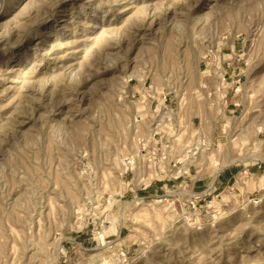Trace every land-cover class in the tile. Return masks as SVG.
Instances as JSON below:
<instances>
[{
  "label": "rangeland",
  "instance_id": "1",
  "mask_svg": "<svg viewBox=\"0 0 264 264\" xmlns=\"http://www.w3.org/2000/svg\"><path fill=\"white\" fill-rule=\"evenodd\" d=\"M101 243L102 264H264V0H0V264Z\"/></svg>",
  "mask_w": 264,
  "mask_h": 264
},
{
  "label": "built area",
  "instance_id": "2",
  "mask_svg": "<svg viewBox=\"0 0 264 264\" xmlns=\"http://www.w3.org/2000/svg\"><path fill=\"white\" fill-rule=\"evenodd\" d=\"M159 101H161V104L159 105V109L161 110H158L155 118H154V121H153V124L151 125V129L149 130V134H148V137H150V139L148 138V140H152L154 142V139L155 137H157L159 135V131H160V128H162L161 124L166 121H171V117L169 116V106L166 105V98L165 97H162ZM156 103L158 102V100L155 101ZM156 110V109H155ZM149 144H151V142H148L146 140V143H143V140L141 141V144H140V153H141V157H142V160L146 163V165L148 164V167L149 166H153V167H158V163H159V160L157 162V157H156V154H155V150L154 148H151V146H149ZM192 147H189V149H187V151H185V153L187 154L190 150H191ZM126 164L129 166L130 169L133 168V166H135V163L133 160L131 161H127ZM176 164H180V163H176L174 162V164L172 165V167L174 169H176ZM175 175H174V178L175 179ZM111 247L109 249L113 250L114 249V245H110ZM120 250V254L122 255V259H124V253L122 252V250L120 248H118Z\"/></svg>",
  "mask_w": 264,
  "mask_h": 264
},
{
  "label": "bare ground",
  "instance_id": "3",
  "mask_svg": "<svg viewBox=\"0 0 264 264\" xmlns=\"http://www.w3.org/2000/svg\"><path fill=\"white\" fill-rule=\"evenodd\" d=\"M159 110H161V109H159ZM231 164H232V162H228L227 165H231ZM219 169L220 168L216 169L215 172H214V174H213V178H212V180L210 182L211 187H212V183H213V181L215 179V176H216L217 172L219 171ZM153 202L156 203V204H161V203H167V204H170V205L172 204L171 201H170V199H168V196H165V198H156V199H153ZM101 246H105V244L101 243L99 245V247H96L97 249L94 250L95 253H93L92 255L89 256V259L94 264H102V262H103L102 255H101V250H102V247ZM138 254H141V253H138Z\"/></svg>",
  "mask_w": 264,
  "mask_h": 264
},
{
  "label": "crops",
  "instance_id": "4",
  "mask_svg": "<svg viewBox=\"0 0 264 264\" xmlns=\"http://www.w3.org/2000/svg\"><path fill=\"white\" fill-rule=\"evenodd\" d=\"M218 175V177L216 176V179H215V181L213 182V185H212V187H214V184H215V182L219 179V180H221V183H223V182H227V176L226 175H221V173H219V174H217ZM210 192H214V191H210Z\"/></svg>",
  "mask_w": 264,
  "mask_h": 264
}]
</instances>
